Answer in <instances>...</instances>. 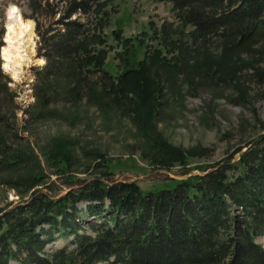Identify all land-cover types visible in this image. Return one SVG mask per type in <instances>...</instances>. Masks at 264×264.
Listing matches in <instances>:
<instances>
[{
    "label": "rangeland",
    "instance_id": "obj_1",
    "mask_svg": "<svg viewBox=\"0 0 264 264\" xmlns=\"http://www.w3.org/2000/svg\"><path fill=\"white\" fill-rule=\"evenodd\" d=\"M80 1L0 0V133L11 134L10 144L34 147L48 174L43 185L23 197L0 184V216L41 192L51 195L55 190L57 199L95 179L111 185L137 181L144 190L173 186L172 179L207 175L229 158L238 162L254 142L264 139V37L232 54L228 65L236 67L234 75L227 66L215 74L212 62L229 57L222 42L216 37L207 42L191 39L192 24L173 10V1L85 0L76 8ZM12 5L34 20L36 54L45 59L19 79L3 67L1 54ZM71 20L82 22L84 31L100 33L105 43L97 38L90 42L96 50H106L112 77L123 70L118 65L122 60L114 58L117 53L136 63L161 49L163 62L153 61L145 78L148 86L130 87L116 98L103 91L102 71L88 73L71 61L61 64L56 47L70 49L72 43L68 38L60 41V33ZM127 38L131 50L125 54ZM48 57L56 60L53 75L47 74ZM167 147H174L178 159L169 166L155 163L152 156ZM10 175L1 172L0 179ZM87 204L81 201L78 207ZM90 218L86 212L82 221ZM84 225V233H95ZM256 241L264 245V233ZM76 246L74 237L57 232L45 250L53 254Z\"/></svg>",
    "mask_w": 264,
    "mask_h": 264
},
{
    "label": "trees",
    "instance_id": "obj_2",
    "mask_svg": "<svg viewBox=\"0 0 264 264\" xmlns=\"http://www.w3.org/2000/svg\"><path fill=\"white\" fill-rule=\"evenodd\" d=\"M171 1L173 10L192 24L191 39L207 42L216 37L222 42V52L229 57L224 62H212L215 74L223 66L233 73L236 67L228 65L232 54L264 37V0ZM84 2H77L76 8ZM66 25L60 41L68 38L72 44L69 50L56 47L60 63L71 61L70 65L88 73L102 71L103 91L114 93L116 98L130 87L144 90L153 61L163 62L161 49L136 63L117 53L119 57L114 58L122 60L118 65L123 70L112 77L106 67V50H96L90 42L97 38L105 43L100 33L84 31L79 20ZM129 41L124 40L125 54L131 50ZM48 62L47 74L53 75L56 60L48 57ZM9 137L8 132L0 133V174L12 175L0 179V184L16 189L23 197L31 188L43 185L48 174L34 147L10 144ZM163 151L152 156L155 163L169 166L178 159L174 147ZM230 161L207 175L172 179L175 185L157 190H144L137 181L111 185L95 179L57 199L53 197L55 190L51 189V195L41 192L28 204H19L0 216V264H12V260L20 264H264V245L256 241V236L264 233L262 136L238 162ZM31 163V169H26ZM81 201L89 204L79 208ZM86 212L91 218L83 222ZM84 223L92 228L93 235L83 232ZM57 232L74 237L76 248L49 254L46 246Z\"/></svg>",
    "mask_w": 264,
    "mask_h": 264
},
{
    "label": "bare ground",
    "instance_id": "obj_3",
    "mask_svg": "<svg viewBox=\"0 0 264 264\" xmlns=\"http://www.w3.org/2000/svg\"><path fill=\"white\" fill-rule=\"evenodd\" d=\"M9 19L5 32V44L2 46L3 67L15 79L29 73L32 65L45 63L44 57L36 54V30L33 19L25 18L18 6L9 9Z\"/></svg>",
    "mask_w": 264,
    "mask_h": 264
}]
</instances>
